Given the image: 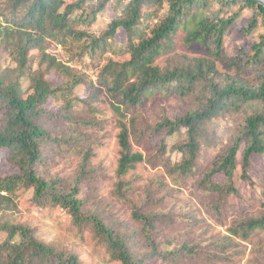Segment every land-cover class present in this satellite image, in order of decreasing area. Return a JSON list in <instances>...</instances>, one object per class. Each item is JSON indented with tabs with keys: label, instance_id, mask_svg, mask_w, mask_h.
<instances>
[{
	"label": "trees",
	"instance_id": "trees-1",
	"mask_svg": "<svg viewBox=\"0 0 264 264\" xmlns=\"http://www.w3.org/2000/svg\"><path fill=\"white\" fill-rule=\"evenodd\" d=\"M68 1L0 0V151L7 152L8 163L18 170L0 176V264H83L75 248L58 249L35 237L27 225L8 220L25 190L33 192L37 205L67 211L78 234L90 235L108 257L104 264H225L231 261L227 251L238 245L233 239L252 238L255 258L248 264H264V212L232 221L227 235L203 240L207 244H190L188 231L208 226L203 218L160 213L155 210L159 201L149 191L135 205L132 181L123 180L142 163L164 169V177L151 184L160 189L165 178L185 186L196 175V191L205 194L199 193L200 204L218 224L225 220L226 202L242 197L237 182L257 187L264 196V168L257 181L249 173L255 156L264 164V5L257 0ZM109 6L114 17L98 28V16ZM244 12L250 13L246 25L235 29ZM232 28L243 38L255 31L258 35L228 55L223 44ZM119 30L125 37L117 42ZM178 33L191 55L174 53ZM50 42L74 51L69 60L76 59L81 68L48 52ZM162 56L167 57L164 66L158 64ZM216 61L230 71L222 79ZM87 68L100 70L98 92L87 90L86 98H80L76 89L91 82ZM164 98H178L187 111L173 119L160 115L140 129L137 117L146 104ZM50 101L60 106L59 113L48 109ZM100 105L115 115L119 130L112 195L129 203L137 229L101 215L93 197H80L81 183L103 178L86 168L90 132H99L106 122ZM168 149L178 155L177 161ZM62 154L82 158L74 182L47 175L46 165ZM182 229L186 241L179 243L176 234Z\"/></svg>",
	"mask_w": 264,
	"mask_h": 264
},
{
	"label": "rangeland",
	"instance_id": "rangeland-1",
	"mask_svg": "<svg viewBox=\"0 0 264 264\" xmlns=\"http://www.w3.org/2000/svg\"><path fill=\"white\" fill-rule=\"evenodd\" d=\"M66 3L70 1L65 0ZM76 15V14H73ZM249 12H244V20L241 24H237L235 29H238L240 25H246V18L249 17ZM114 17L112 8L109 6L107 9L98 16V28H104L106 24ZM96 26V25H94ZM235 29L232 28L228 31V34L224 38L223 48L228 55H234L236 52V47L239 44L250 45L253 40L257 38L258 31L252 33L251 37L243 38ZM116 36V41L120 42L124 39L125 33L123 30ZM183 38L182 33H178L175 36V40L178 43L176 46L175 52H183L191 55L188 50L184 49V44L181 39ZM48 52L53 53L60 60H63L67 63H72V66L81 68L80 64H76V59L70 61L69 59L74 54L73 52H67L61 46L55 43H48L47 45ZM2 46L0 45V50ZM3 59L7 60V54L2 51ZM194 54V53H193ZM196 55V54H195ZM112 57V54L110 53ZM120 61L126 60V56H118ZM83 60L87 63H91L87 56H84ZM167 57L162 56L158 60L160 66H164L166 63ZM76 67H74L76 69ZM216 67L218 70V77L224 78V75L228 71L224 64L221 61H216ZM87 74V77L90 79V85L87 87H78L76 93L80 98H86L88 91L94 90L98 92L97 89V74L100 73V70L87 68L84 69ZM49 79H53V76L50 75ZM55 85H58L59 82L57 79H54ZM218 82V81H217ZM24 86L27 85L26 81L22 83ZM91 86V87H90ZM101 100H103L104 93H100ZM170 99H159L158 101H149L145 108L141 111L139 117H137V123L140 124L139 128L143 129L146 124H150L155 121L160 115H165L166 117L173 119L179 117L183 114L184 111H187V105L182 103L178 98L171 100ZM103 102V101H102ZM158 103V104H157ZM47 107L53 113H59L60 106L50 101L47 104ZM102 107V117L106 119L104 123V128L99 132L93 134L90 132V148L91 153L88 157V163L86 168L96 171V174L99 177H103L101 180L96 179L90 183L86 182L81 183L80 185V197H93L95 203L99 210H101V215H106L110 220L118 221L122 224L124 228L129 227L130 229H137L135 222L131 220V207L129 203L124 204L117 200V198L112 195L114 191L115 183L117 178L115 176V170L117 166V160L119 158V146H118V128L116 127V117L111 112V110L105 105H100ZM108 115V116H107ZM107 116V117H106ZM157 143V137L152 141L154 146ZM170 143V141H169ZM168 143V146L170 144ZM134 150H139L138 146H133ZM141 150V149H140ZM168 155L171 160L177 161L179 159L178 155L174 151L168 149ZM206 153L201 154L200 163L202 168L206 164ZM180 156V155H179ZM254 169L250 170V175L254 181H257L256 175L261 169H263L264 164L260 161L258 156H255ZM82 158L70 155L62 154L57 156L52 162L46 165L47 175L52 177H60L64 179L67 183L74 182L81 170ZM18 170L11 166L7 161V152L5 150L0 151V176H7L16 174ZM96 174L94 175L96 177ZM164 177V169L162 167L152 168L147 163L138 164L134 171L128 173L124 177V181H132L133 193L131 192L130 199L133 204L137 205L142 201L145 191L154 193L151 198L155 197V201H159V204L155 206V210L160 213H177L184 214L187 213L196 218H203L205 223L208 224L205 231L201 230V227L193 228L192 231H187L182 229L176 234L177 239L180 238V242L186 241L184 235L191 236V243H200L207 244L203 240H213L215 238L227 235V228L230 226L232 221H239L249 217H255L264 212V196L259 194L257 187H251L247 183L237 182L236 186L238 188L239 194L242 196L233 197L226 202V209L223 222L221 224L216 223L212 218H210L203 210L199 196L200 194L205 195L203 192L196 191V183L198 177L191 176L186 182H183L185 186H179L173 183L170 179L165 178L163 188H158L152 186L151 184L155 183L156 179H161ZM89 182V181H88ZM150 186V187H148ZM148 187V188H147ZM153 190V192H152ZM148 194V192H146ZM200 193V194H199ZM161 203V204H160ZM163 205V207H162ZM8 220L11 223H20L30 227L35 237L40 240H43L47 244H53L58 249L63 247L75 248L79 254V258L83 264H104V259L108 258L103 255V251L100 248H97L94 241L91 239L90 235L83 234L79 235L78 230L75 229L71 222L70 215L67 211L58 208L52 207L50 204L46 206H39L34 203L33 192L31 190L22 191L17 196V209L16 212L9 216ZM135 224V225H134ZM263 239V238H261ZM235 245L232 246L227 254L230 255L231 261L225 264H248V262L253 263L255 255L252 253V249L255 245L254 238L251 239V242H241L233 239ZM180 246V244L178 245ZM242 250V254H238ZM146 252L145 249L143 253ZM147 254V252H146ZM215 263V262H214ZM110 264H119V263H110ZM159 264V262H157Z\"/></svg>",
	"mask_w": 264,
	"mask_h": 264
},
{
	"label": "water",
	"instance_id": "water-1",
	"mask_svg": "<svg viewBox=\"0 0 264 264\" xmlns=\"http://www.w3.org/2000/svg\"><path fill=\"white\" fill-rule=\"evenodd\" d=\"M257 1L264 5V0H257Z\"/></svg>",
	"mask_w": 264,
	"mask_h": 264
}]
</instances>
